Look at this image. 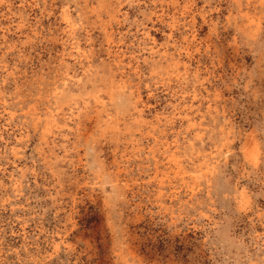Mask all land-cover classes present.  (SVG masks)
<instances>
[{"label":"rangeland","instance_id":"374dc122","mask_svg":"<svg viewBox=\"0 0 264 264\" xmlns=\"http://www.w3.org/2000/svg\"><path fill=\"white\" fill-rule=\"evenodd\" d=\"M0 264H264V0H0Z\"/></svg>","mask_w":264,"mask_h":264}]
</instances>
